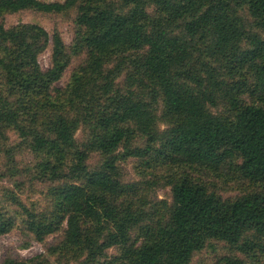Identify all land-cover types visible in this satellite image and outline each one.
<instances>
[{
	"label": "trees",
	"instance_id": "16d2710c",
	"mask_svg": "<svg viewBox=\"0 0 264 264\" xmlns=\"http://www.w3.org/2000/svg\"><path fill=\"white\" fill-rule=\"evenodd\" d=\"M244 7L264 33V0H0V20L24 10L76 9L85 51L58 88L71 62L60 34L35 24H0V142L9 130L43 155L37 175L52 185L51 209L39 214L21 206V223L40 244L60 235L45 255L6 257L2 264L74 255L80 264H106L112 248L119 264H191L210 241L264 253V193L216 198L189 173L235 166L250 182L264 183V38L246 27L238 13ZM148 8L159 18H150ZM47 50L50 66L42 70L38 59ZM128 63L134 77L121 88ZM246 73L254 81L251 95ZM226 98L231 115H215ZM157 106L167 119L164 129ZM80 123L94 135L83 143L75 138ZM134 133L143 147L131 157L173 171L170 203L159 210L139 201L117 165V150ZM94 153L101 157L92 168ZM14 227L0 208V237ZM214 264L247 263L223 257Z\"/></svg>",
	"mask_w": 264,
	"mask_h": 264
},
{
	"label": "rangeland",
	"instance_id": "374dc122",
	"mask_svg": "<svg viewBox=\"0 0 264 264\" xmlns=\"http://www.w3.org/2000/svg\"><path fill=\"white\" fill-rule=\"evenodd\" d=\"M43 3H63L65 0H38ZM150 18H159L160 14L152 8L146 10ZM241 18L247 22L246 27L264 38V33L247 16L245 7L238 10ZM76 9H72L62 14H44L31 10H24L15 14H6L0 24L11 27L17 24H35L44 28L49 35L57 32L60 34L64 44L71 55L70 65L60 82L56 84L58 88H64L68 83L71 73L85 60V51L82 46V28L76 25ZM74 49V52H73ZM42 70H47L50 66V52L47 50L38 59ZM118 61H114L110 67L115 66ZM130 64L124 65L119 77L121 88L130 84L134 77ZM243 79L249 85L247 95H251L253 90V77L245 74ZM130 80V81H128ZM247 104L252 102V97H245ZM231 100L226 98L220 104L218 110H214L215 115L228 117L231 115ZM158 127H167V119H163L161 106H157ZM82 122V121H81ZM7 139L0 142V208L15 220L14 230L8 235L0 237V264L6 257H19L21 259H32L39 255H45L48 246L59 241L60 235L49 237L44 243L36 242L31 235L24 229L20 214L21 206L29 211L45 214L51 209L50 188L52 185L42 181L37 175V165L44 159L43 155L33 154L27 147V143L20 145V140L14 132L7 131ZM93 132L88 126L80 123L75 130V138L79 143H83L93 138ZM143 147L140 139L135 135L124 141L117 150L115 157L117 165L122 172L123 180L126 184H134L137 187L139 201L146 205L148 209L156 206L161 208L162 202L170 203V188L168 181L173 177L169 166L158 162L149 168L143 159L131 157L129 152L136 148ZM10 149V150H9ZM100 155L94 153L89 159V165L95 167ZM160 161V160H159ZM180 174L182 170H175ZM190 176L199 183L203 184L209 194L216 198L235 199L249 193H264V183H253L242 177L235 166H225L217 174H209L200 170H189ZM138 204V199L135 201ZM248 241L253 240L248 236ZM106 264H119V250L112 248L108 252ZM223 257H236L245 260L247 264H264V253L259 250L249 251L244 254L240 249L230 248L228 245L210 241L198 253L194 254L191 264H214ZM119 260V261H118ZM78 256L60 259L47 258L46 264H80Z\"/></svg>",
	"mask_w": 264,
	"mask_h": 264
}]
</instances>
